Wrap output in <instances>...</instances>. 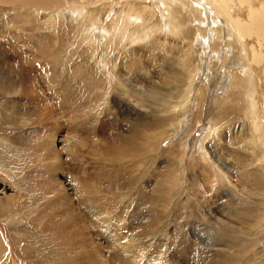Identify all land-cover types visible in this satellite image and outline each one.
<instances>
[{"label": "bare ground", "instance_id": "1", "mask_svg": "<svg viewBox=\"0 0 264 264\" xmlns=\"http://www.w3.org/2000/svg\"><path fill=\"white\" fill-rule=\"evenodd\" d=\"M125 1L95 10L91 0H0V179L14 193H0V264H165L156 243L170 217L157 207L185 196V216L193 198L206 223L179 229L194 233L195 243L181 241L195 264H254L264 231V0ZM213 89L223 97L214 101ZM153 120L168 127L157 150ZM188 122L181 154L175 142L170 150L198 155L180 174L171 159L159 170L163 144ZM21 125L49 135L26 143ZM138 137L142 151L125 156Z\"/></svg>", "mask_w": 264, "mask_h": 264}, {"label": "rangeland", "instance_id": "2", "mask_svg": "<svg viewBox=\"0 0 264 264\" xmlns=\"http://www.w3.org/2000/svg\"><path fill=\"white\" fill-rule=\"evenodd\" d=\"M92 2V7H94L95 8V10H98L100 7H101V5L103 4V2H105V1H107V0H91ZM120 1H122L123 2V4H124V2H127V1H125V0H120ZM208 0H203V2L202 3H204L205 4V2H207ZM156 2V0H152L151 2H146V3H144V4H138L137 6H143V5H148V6H152L154 3ZM70 4V3H69ZM120 6V9L118 8L115 12H117V13H119V15H121L124 11L121 9L122 8V6L121 5H119ZM2 14L4 15V16H2ZM6 16H5V14L4 13H1L0 12V18L1 19H4ZM11 25V24H10ZM10 30V29H9ZM98 30H100L101 32H103L101 29H98ZM5 31L7 32L8 30H6V29H1L0 28V44H1V42H3L5 39H7V37H8V34H6V35H4L5 34ZM27 33V32H26ZM25 33V34H26ZM4 35V36H3ZM6 37V38H5ZM24 41V40H23ZM24 42H28V41H24ZM145 61H144V65L145 66H149V61L145 58L144 59ZM207 61H208V63H210V62H212L213 60L212 59H210V58H207L206 59ZM147 64V65H146ZM222 73H224V71L222 70ZM200 81H201V85L202 86H204V85H211L212 84V81H213V79L211 78V77H208V76H206V75H204V76H202L201 77V79H200ZM210 90V94H211V92H212V89H209ZM214 90V89H213ZM214 91H217V90H214ZM223 95H224V91L221 89V90H219V91H217L216 93H214V94H212V96L214 97L213 99H214V101H216V100H218V99H220V98H222L223 97ZM222 96V97H221ZM196 112H197V103H193L192 104V106H191V111H190V113L188 114V116L190 115L191 117L193 116V115H195L196 114ZM187 116V117H188ZM191 117H190V122L192 121L191 120ZM155 122H158V121H156V120H153V128H152V134L151 135H153L152 136V139H151V141H153L154 139V142H153V146H154V148L153 149H156L155 147H156V145H157V143H156V141H158L159 140V138L160 139H164V138H166L167 137V134H166V131L168 130V129H165V128H168L167 126H163V128H164V130H163V128L161 129L160 128V124H158V123H155ZM190 122H188L187 123V125L183 128V130H181L177 135H175L174 137H172L171 139H167L166 140V142L163 144V148L162 149H165V150H167L166 152H164V153H162L161 154V156H157V159L156 160H154V161H156L155 162V165L157 166L156 168H158L159 170H164V171H167V168H168V159H171V160H169V161H172V163L171 162H169V164H170V167L171 166H173V163L175 162V164L174 165H176V166H173V167H179V161H181L180 162V168L179 169H177L176 170V172H175V174H180L181 172H182V166H183V168H184V166H186V164H187V162H191L192 161V159H194V157H196L197 155H198V153H197V148H195V149H187V154H185V155H178L177 154V156H175L176 154H172V151L170 150L171 149V147H172V144H173V142H175L174 143V145H176L177 147H178V149H177V153L179 152L180 154H181V152H180V147H183L182 145H183V143L185 142V140H186V137H187V135L190 133L189 132V129H190ZM51 124H53V123H49V127H52L51 126ZM162 125V124H161ZM24 125H21V126H19V129L16 131L17 133H18V135H20L22 138H23V140H24V142H26V143H31L32 144V142H42V140L43 139H46V137H48V135H49V131L47 130V127L48 126H46V128H42V129H39V131H40V134L39 135H37V130L36 131H34L33 129H31V126H29L30 127V129H31V131H32V133H31V131L30 130H28V128L27 127H23ZM121 126L123 127V128H126L125 127V124H123L122 122H121ZM156 126V127H155ZM66 127V126H65ZM160 128V129H159ZM65 129V131L67 130L66 128H64ZM161 130V131H160ZM163 130V131H162ZM19 131H21V132H19ZM30 131V132H29ZM202 131V126H200V129L199 130H197V131H195L194 132V135H193V137L195 138L194 140H193V142L195 143L196 142V140H197V142L195 143L196 145H198V140L203 136V133L204 132H201ZM42 132V133H41ZM44 132V133H43ZM67 132H68V130H67ZM164 133V134H162V133ZM29 133V134H28ZM160 133L162 134V135H160ZM188 133V134H187ZM46 134V135H45ZM154 134H156V135H154ZM201 134H202V136H201ZM27 136V137H26ZM163 136V137H162ZM165 136V137H164ZM186 136V137H185ZM201 136V137H200ZM29 137V138H28ZM40 137V138H39ZM81 137V136H80ZM157 137V138H156ZM185 137V138H184ZM200 137V138H199ZM37 138V139H36ZM42 138V139H41ZM184 138V139H183ZM142 137H138L136 140H135V143H136V147L135 146H133V145H128L127 146V148L128 149H131V151L130 152H125V156L127 155V156H132V155H136V154H138V153H140L141 151H142V148H143V144H141L142 143ZM110 141H112V140H110ZM182 141V142H181ZM184 141V142H183ZM177 143V144H176ZM179 143V144H178ZM135 148V150H134V148ZM141 148V149H140ZM157 150V149H156ZM155 150V151H156ZM179 150V151H178ZM138 151V152H137ZM153 151V150H152ZM155 151H153V152H155ZM196 151V152H195ZM136 152V153H135ZM131 153H132V155H131ZM171 155H174V156H171ZM182 156H184L185 158H184V160H185V162L184 161H182ZM115 157H113L112 159H114ZM174 160H173V159ZM176 160V161H175ZM184 162V163H183ZM167 166V167H166ZM165 167V168H164ZM181 169V170H180ZM107 172H109V173H111V171H107ZM151 173H153V172H151ZM125 171L124 170H122V172H121V175H122V177L123 176H125ZM0 176H2L1 174H0ZM1 178V177H0ZM3 178V177H2ZM150 189H152V188H150ZM31 190V189H30ZM3 193L4 194V196L6 197V198H8V197H11L10 195H14V193H13V191L12 190H9V191H6V193H4L3 192V184H2V180L0 179V193ZM154 195V194H153ZM3 195H1L0 194V197H2ZM200 196L202 197V193H200ZM187 199H188V197L187 196H185V199L184 200H182L181 201V203L179 204V203H177L176 205H175V203H173V205L171 206V204L168 206V209L167 208H165V207H157V210L159 209L160 211H161V214L159 215L162 219H163V221H165L167 218H169L170 217V225H169V227L166 229V233L165 234H159L158 235V237H157V243H156V248H157V250H158V252H159V250L161 251V250H164L165 251V253H166V260H165V264H195L196 262H195V260H194V258H192L191 256H189L188 257V255H187V253H186V251H185V249H184V245L182 244V241H181V237H186V239L192 244V242H194V240H193V238H192V236H194V233H192L191 235L192 236H190L189 235V231H187V229H192V222L194 223V222H202V223H205L204 221V219L200 216V213L198 212V209H197V206L195 205V201L193 200V198L191 199V201H190V203L188 204L189 205V207H188V209H189V213L190 214H188V215H186L185 216V213H186V211L182 208V206L183 205H185L186 204V201H187ZM183 201H184V203H183ZM180 205V206H179ZM154 208V209H153ZM175 208V209H174ZM179 208V209H178ZM182 208V209H181ZM135 209H136V207H135ZM155 209H156V207H152V210H153V214H157L156 212H155ZM138 211H141V209H140V207H139V210ZM172 211V212H171ZM194 213H193V212ZM168 212V213H167ZM177 213L175 216L176 217H174L173 216V213ZM181 215H180V214ZM168 214V215H167ZM158 215V214H157ZM180 215V216H179ZM184 215V216H183ZM141 216V215H140ZM219 217H222V215H218ZM180 219H179V218ZM185 220H187L189 223H187L188 224V228L184 231V233L186 234V235H184V234H182V232L179 230L180 228H181V222H184ZM4 220H0V244H1V248L3 249V251L6 249V244H5V238H4V235L6 234V225L4 224V222H3ZM186 224V223H185ZM206 224V223H205ZM156 225V224H155ZM233 225L234 226H238V227H242V226H240V225H238V224H234L233 223ZM1 227H4L5 228V234H3V232H2V228ZM155 228V231L157 232V229H156V226L154 227ZM202 229H204V227H202ZM258 230H256V232H257ZM14 237H16L15 236V234L14 233H11ZM259 237H260V242H259V246H258V248L260 249V255L258 256V255H256V256H254V261H255V263L254 264H262V260L264 259V231L262 232V233H259V235H258ZM192 241H191V240ZM195 243V242H194ZM158 244V245H157ZM250 250H252V251H256V248H250L249 250L248 249H246L245 251H244V253H243V256L248 252V251H250ZM108 256H111V255H109L108 254ZM242 256V257H243ZM241 258V257H240ZM167 261V262H166ZM154 264H158V261H156V260H154Z\"/></svg>", "mask_w": 264, "mask_h": 264}]
</instances>
